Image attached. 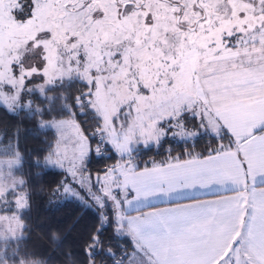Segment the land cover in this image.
I'll list each match as a JSON object with an SVG mask.
<instances>
[{"label":"snow or ice","instance_id":"obj_1","mask_svg":"<svg viewBox=\"0 0 264 264\" xmlns=\"http://www.w3.org/2000/svg\"><path fill=\"white\" fill-rule=\"evenodd\" d=\"M0 113V264H264V0H0Z\"/></svg>","mask_w":264,"mask_h":264},{"label":"trees","instance_id":"obj_2","mask_svg":"<svg viewBox=\"0 0 264 264\" xmlns=\"http://www.w3.org/2000/svg\"><path fill=\"white\" fill-rule=\"evenodd\" d=\"M33 143L34 141L29 140L30 145ZM55 179L56 177L54 176H48L45 181L52 182ZM37 204L38 208L34 210V216L38 217L37 222L43 226V231H66L79 218L80 222L73 229L71 236H69L70 240L92 220L91 214L84 213L83 209L74 202L64 203L60 206H49L45 199L38 197Z\"/></svg>","mask_w":264,"mask_h":264}]
</instances>
